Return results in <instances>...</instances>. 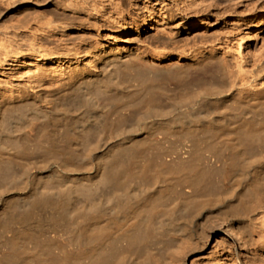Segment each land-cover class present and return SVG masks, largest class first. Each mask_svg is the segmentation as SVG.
Instances as JSON below:
<instances>
[{
	"label": "bare ground",
	"instance_id": "bare-ground-1",
	"mask_svg": "<svg viewBox=\"0 0 264 264\" xmlns=\"http://www.w3.org/2000/svg\"><path fill=\"white\" fill-rule=\"evenodd\" d=\"M259 1L264 3L251 0ZM238 2L179 0L180 12L191 10L196 18L163 28L170 50L132 47L124 37L132 21L123 12L120 19L108 16L106 21L126 25L125 33H95V42L82 44L83 37L76 45L64 42L62 34L57 50L43 51L37 39L29 50H5L0 61V73L8 77L0 81V194L20 183L26 186L19 188L23 192L6 215L8 237L0 236V264H154L150 253L155 240L176 232L191 238L186 234L190 222L202 212L213 216V206L221 209L228 233L264 251V48L248 42L264 31L208 36L210 26L198 18L204 8L227 9ZM71 5L65 10L76 17L86 15L76 8L78 3ZM93 5L102 13L98 4L88 3L84 9ZM144 6V27L168 22L161 10ZM263 18L253 19L259 26ZM78 25L76 30L86 28ZM198 29L203 38L195 45L181 37ZM213 61L231 67L230 89L212 85L209 79L214 76L203 67ZM190 69L197 70L185 82L183 75ZM134 77L137 84L131 83ZM165 79L195 88L170 97L168 108L156 106L150 93ZM106 93L143 100L147 109L137 112L131 124L117 123ZM49 97V105H28ZM83 104L88 110L80 117L77 109ZM7 105L24 112L21 132L22 126H33L36 117L42 119L37 146L47 162L43 171L32 172L37 156L19 142L20 131L5 127L11 120L4 111ZM159 130L190 140L186 155L169 159L148 152L142 144ZM18 166L19 176L11 173ZM97 189L113 193L94 197ZM253 203L256 239L239 226V216ZM44 212L57 229L47 244L60 245V257L43 252L46 240L36 239L29 246L25 241L30 235L13 232L19 220Z\"/></svg>",
	"mask_w": 264,
	"mask_h": 264
},
{
	"label": "rangeland",
	"instance_id": "rangeland-1",
	"mask_svg": "<svg viewBox=\"0 0 264 264\" xmlns=\"http://www.w3.org/2000/svg\"><path fill=\"white\" fill-rule=\"evenodd\" d=\"M72 1L78 3L76 8L86 13L85 16L76 17L72 12L65 10L72 6ZM238 1V3L229 4L227 9L221 6L203 9L198 18L210 26L208 27V36H232L238 34L237 32L240 30L254 32L256 29H260L264 31V18L259 26L256 23L257 21L253 19L256 15H264L263 1L258 3H253L251 0ZM88 3L98 4L97 9L100 11L99 8H103L102 13L97 14V10L94 9L96 6L94 5L91 9L85 10L84 8ZM144 3L154 7L156 12L161 10L162 13L166 14L168 22L164 24L153 23L149 27H144L143 22L148 16ZM178 4L179 0H0V61L3 59L6 49L12 51L29 50L30 44L35 43L36 39L38 40L37 43L39 42L43 45L44 48L42 50L44 51L47 48H52L53 50L60 48L62 42L59 37L62 34L66 36L63 37L65 38L64 42L76 45L81 42L83 37L85 42H82V44L95 42V33H125L128 28L126 25H114V23L106 21L108 16L115 17L116 20L120 19L122 12L132 21L129 34L124 35L130 40L132 47L139 48L149 45L153 49L170 50L172 45L169 38L164 34L163 28L172 23L173 25L171 26L181 22H192L196 18L191 10L180 12L181 6ZM99 15L103 16L102 21L98 20ZM170 18L172 21H169ZM78 24L86 28L84 30H76L75 28L79 26ZM201 31V29H198L183 32L181 37L184 40H189L191 45H195V42H200L203 38ZM228 31L232 33H227ZM82 33L88 34L84 36ZM252 34L254 35L255 33ZM154 37L157 38L153 42L151 39ZM165 40L169 42L167 47L163 43ZM248 42H251L250 46H263L264 48V33H260L258 39H252ZM153 57L152 55L151 60H153ZM26 66H21V69L26 68ZM197 69L202 70V68ZM197 69H190L184 73V81H191L193 73ZM203 69L209 70V74L214 76L209 79L212 81L213 86L219 88L227 85V88L230 89L231 67L215 65L213 61L207 62ZM224 71L226 74H224ZM7 78L0 73V81H4ZM136 78L134 77V80L131 81L132 84H137L138 79ZM182 83L184 82L165 79L156 84L150 93L153 100L152 104L168 108L170 97L176 95L180 90L185 91L195 88L194 85L188 86L185 83L182 85ZM2 85H4V82ZM105 99L112 103L110 114L117 123L122 121L126 124H131L136 119L137 112L147 109L145 101H134L118 93H106ZM52 102L53 100L49 97L47 101L27 104H31L30 106L32 107H43ZM16 107L14 105L4 107V111L11 114V120L6 122L5 125L9 129L8 131H20L21 124L19 122L24 117V114H22L24 112L15 111ZM87 110L85 104L79 105L77 113L82 117L87 113ZM41 121V118L37 119L36 117L33 126H22V132L20 131L19 142L26 144L30 152L32 154L35 153L37 156L34 160L35 164H33V173L43 171L47 165L42 149L37 146L39 136L43 135ZM5 140L10 141V138L7 136ZM142 145L145 146L148 152L155 150L164 154L167 158L173 159L182 154L186 155L184 147H186L185 145H191V141L188 139L182 141L177 135H168L164 131L159 130L152 133L150 138L144 141ZM102 149L104 148L102 147ZM26 164L24 162V165ZM21 168V166H18L11 173L19 176L21 175ZM25 186V183H20L16 188L11 187L12 190L9 189L5 194H0V236L2 239L8 237L6 233L8 231L6 215L15 207L20 192H23L19 188ZM24 192L26 191L24 190ZM112 193L113 191L110 189L105 191L97 189L93 196L104 195L108 197ZM254 206L253 203L243 216H239V226L246 235L256 239L257 230L251 220ZM213 209L215 210L213 216L209 217L208 214L202 212L195 217L194 221L190 222L189 233L186 234H190L191 238L176 232L163 234L161 238L155 240L151 244L150 253L153 260L156 261L154 264H264V251L261 248H255L254 244L244 245L237 235L232 234V232L228 233L223 223L221 209L218 206H213ZM56 230L52 225L49 213L44 212L30 220H19L13 232L15 235L23 233L30 235L29 239L25 241L29 246H33L36 239L46 240L43 252L50 253L54 257H60L62 255L60 245L57 243L47 244V240L55 234Z\"/></svg>",
	"mask_w": 264,
	"mask_h": 264
}]
</instances>
